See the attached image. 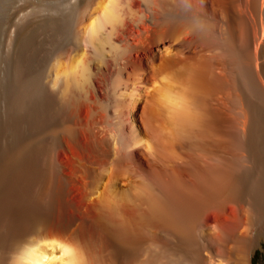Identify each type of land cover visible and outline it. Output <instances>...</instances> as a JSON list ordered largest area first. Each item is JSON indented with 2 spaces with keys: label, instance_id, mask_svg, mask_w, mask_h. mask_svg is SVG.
<instances>
[{
  "label": "bare ground",
  "instance_id": "obj_1",
  "mask_svg": "<svg viewBox=\"0 0 264 264\" xmlns=\"http://www.w3.org/2000/svg\"><path fill=\"white\" fill-rule=\"evenodd\" d=\"M0 6H39L9 38L0 264H89L94 235L113 264H254L264 0Z\"/></svg>",
  "mask_w": 264,
  "mask_h": 264
},
{
  "label": "rangeland",
  "instance_id": "obj_2",
  "mask_svg": "<svg viewBox=\"0 0 264 264\" xmlns=\"http://www.w3.org/2000/svg\"><path fill=\"white\" fill-rule=\"evenodd\" d=\"M38 7L39 6H37V7L36 6H29V7L28 6H0V164H1L0 165V171L2 169L4 158H5V155L7 153V149H8V147H7L8 146V135H7V128L6 127H8V117H7L8 112L7 111H8V94L9 93L6 95V90L9 89V87H7V86L9 85L8 83H9V75H10V73H9L10 72L9 38H10L11 31L13 30V28L15 26V21H17L16 32H17V36L19 38L18 41H20L21 35L23 32L22 30H24V23L25 22L22 21L23 25L20 24V25H22L21 28H20V25L18 23H20V21L22 19L25 21V19H27L28 14H32V13L36 14L38 12V10H37ZM50 7L51 6H47V9H49V12H52V11L54 12L55 9H56V11H58L62 7H66V6H60V7L54 6V7H56L55 9H54V7H51V8ZM24 9H26V12ZM22 11H24V13ZM21 12L23 13V15ZM34 16H36V15H34ZM17 17H18V19H17ZM18 28H20V30ZM17 29H18V31H17ZM1 197H2V190L0 188V198ZM97 237L98 236L94 235V237H92L93 242L91 241V239H88L89 241L85 240L84 241L85 243L82 242V244H78L77 248L79 250H81V249H83V247H86L84 250H85V252L88 253V255H85V253L83 254L82 251H80V252L83 254V256H85V260L87 259L86 256L88 257V260H89L88 263L89 264H100V263L105 264V262H106V264H113V261H111L112 258L110 257L108 250L106 248H104L103 245H101L102 244L101 242H97L98 241ZM94 242H95V244H94ZM87 247H89V248H87ZM101 247L103 248L102 249L103 251L101 250ZM262 247H263L262 250L257 251L255 254L254 264H264V251H263L264 250V242H263ZM148 248H149L148 244L142 245L140 252L136 256L134 264H146V263L148 264V263H150V260L148 257L150 253L147 254V252L150 251V248L149 249ZM47 251L50 252L49 249ZM54 253H55L54 255L58 256V253L56 251H54ZM57 256H55V257H57ZM103 261H105V262H103ZM85 263L87 264L86 261H85Z\"/></svg>",
  "mask_w": 264,
  "mask_h": 264
},
{
  "label": "clouds",
  "instance_id": "obj_3",
  "mask_svg": "<svg viewBox=\"0 0 264 264\" xmlns=\"http://www.w3.org/2000/svg\"><path fill=\"white\" fill-rule=\"evenodd\" d=\"M169 80L165 77H161L160 80L154 81V86L160 89V96L163 97L165 95V85H167Z\"/></svg>",
  "mask_w": 264,
  "mask_h": 264
},
{
  "label": "snow or ice",
  "instance_id": "obj_4",
  "mask_svg": "<svg viewBox=\"0 0 264 264\" xmlns=\"http://www.w3.org/2000/svg\"><path fill=\"white\" fill-rule=\"evenodd\" d=\"M71 253V250L68 248H65V255H69Z\"/></svg>",
  "mask_w": 264,
  "mask_h": 264
}]
</instances>
